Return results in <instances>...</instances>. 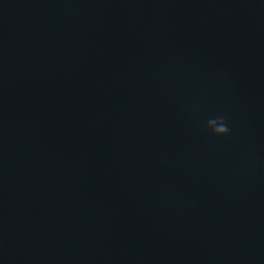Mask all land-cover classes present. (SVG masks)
I'll return each mask as SVG.
<instances>
[{
	"label": "water",
	"instance_id": "obj_1",
	"mask_svg": "<svg viewBox=\"0 0 264 264\" xmlns=\"http://www.w3.org/2000/svg\"><path fill=\"white\" fill-rule=\"evenodd\" d=\"M0 264H264V0H0Z\"/></svg>",
	"mask_w": 264,
	"mask_h": 264
},
{
	"label": "clouds",
	"instance_id": "obj_2",
	"mask_svg": "<svg viewBox=\"0 0 264 264\" xmlns=\"http://www.w3.org/2000/svg\"><path fill=\"white\" fill-rule=\"evenodd\" d=\"M207 123L216 136H228L230 134L231 130L224 116L209 119Z\"/></svg>",
	"mask_w": 264,
	"mask_h": 264
}]
</instances>
